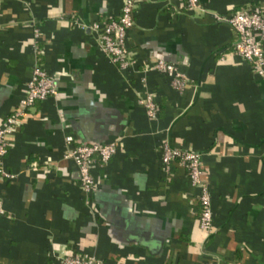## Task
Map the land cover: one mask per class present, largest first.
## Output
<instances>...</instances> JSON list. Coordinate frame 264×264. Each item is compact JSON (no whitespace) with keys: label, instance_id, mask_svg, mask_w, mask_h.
Returning a JSON list of instances; mask_svg holds the SVG:
<instances>
[{"label":"crops","instance_id":"1","mask_svg":"<svg viewBox=\"0 0 264 264\" xmlns=\"http://www.w3.org/2000/svg\"><path fill=\"white\" fill-rule=\"evenodd\" d=\"M123 0H0V124L19 105L36 63L59 92L28 108L0 173V264H63L87 252L107 264H264V76L235 52L236 30L215 13L264 0H141L127 44L164 56L188 76L182 90L141 63L121 68L91 24L118 16ZM79 23L84 25H79ZM40 29L35 37L34 29ZM150 91L151 118L140 102ZM117 139L95 162L87 194L65 136ZM201 153L213 228L199 224L200 188L165 141Z\"/></svg>","mask_w":264,"mask_h":264},{"label":"built area","instance_id":"2","mask_svg":"<svg viewBox=\"0 0 264 264\" xmlns=\"http://www.w3.org/2000/svg\"><path fill=\"white\" fill-rule=\"evenodd\" d=\"M141 0H123L118 16L106 21L95 20L91 27L97 34L98 43L105 54L121 68L141 63L144 71L157 70L165 73L172 85L182 90L188 82V76L181 71L178 64L164 56L139 57L128 47V29L134 23V11ZM187 8L195 11L199 0H186ZM218 20L227 21L237 32L238 40L235 43V52L248 60L253 69L264 76V10L255 7H245L230 13H215ZM79 25H84L79 23ZM35 37L40 36V29H34ZM59 92L58 82L54 75L48 72L41 64L36 63L33 74L28 80L27 91L21 98L18 107L8 114L0 124V173L6 177L16 174L7 170L5 156L10 147L9 135L16 131L22 122L28 108L37 100L45 99ZM140 102L145 106L151 118L158 117L159 106L153 94L147 91ZM66 147L64 156L73 159L79 169L80 183L83 190L90 194L96 179L92 172L95 162L107 163L116 152L117 139L106 141L82 142L73 134L65 136ZM174 160H179L187 168L191 183L199 186V200L201 212L199 216L200 227L207 233L213 228L212 196L208 181L203 177V161L201 153L192 149H183L174 146L168 140L163 143L162 163L165 170L169 169ZM6 212L4 201L0 197V214ZM63 264H107L96 255L87 252H73L65 256Z\"/></svg>","mask_w":264,"mask_h":264}]
</instances>
